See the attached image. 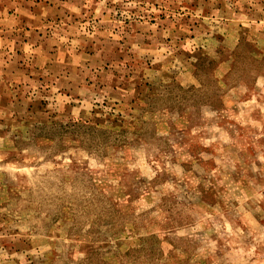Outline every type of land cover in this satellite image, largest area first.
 I'll return each mask as SVG.
<instances>
[{
  "label": "rangeland",
  "instance_id": "rangeland-1",
  "mask_svg": "<svg viewBox=\"0 0 264 264\" xmlns=\"http://www.w3.org/2000/svg\"><path fill=\"white\" fill-rule=\"evenodd\" d=\"M0 264H264V0H0Z\"/></svg>",
  "mask_w": 264,
  "mask_h": 264
}]
</instances>
